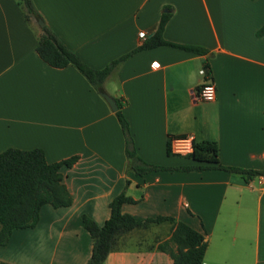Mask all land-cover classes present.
<instances>
[{
	"label": "crops",
	"instance_id": "obj_1",
	"mask_svg": "<svg viewBox=\"0 0 264 264\" xmlns=\"http://www.w3.org/2000/svg\"><path fill=\"white\" fill-rule=\"evenodd\" d=\"M33 1L58 38L95 70L142 46L147 38L140 33L148 37L171 14L164 38L206 53L140 51L104 84L126 103L138 155L167 168L192 165L172 155L169 143L194 135L217 143L223 165L264 170V0ZM40 28L18 0H0V154L42 149L48 163L78 157L61 170L74 203L45 205L35 228L15 230L0 246V263L87 264L94 244L81 216L103 226L110 203L125 193L138 203L124 204L123 213L169 216L204 234L203 264H264V177L246 184L223 171L138 176L116 112L74 66L56 69L41 59ZM205 67L216 85L213 102L198 98ZM171 229L163 223L131 232L104 264H174L157 249Z\"/></svg>",
	"mask_w": 264,
	"mask_h": 264
},
{
	"label": "trees",
	"instance_id": "obj_2",
	"mask_svg": "<svg viewBox=\"0 0 264 264\" xmlns=\"http://www.w3.org/2000/svg\"><path fill=\"white\" fill-rule=\"evenodd\" d=\"M29 23L42 20L37 52L41 59L56 69L74 66L99 92H104V84L116 67L134 54L158 47H173L196 54H205L206 50L168 41L164 30L171 14H163L158 25L152 29L144 44L124 57L112 62L102 70H95L85 64L81 58L70 50L45 23L33 0H18ZM264 35V28L259 31ZM209 71V69H208ZM210 73V72H209ZM116 116L126 140V155L131 169L144 176L162 171H223L238 174L243 182L249 184L254 179L264 177V170L257 171L223 165L220 161L219 148L216 142L203 141L195 143L194 153L188 157L194 164L167 168L149 164L137 153L128 120L123 114L126 103L117 98ZM170 152V149H169ZM78 157H72L57 163H48L42 149L23 151L8 149L0 154V246H6L15 230L35 228L40 221V212L45 205L56 209L70 207L74 198L64 183L61 172L63 167H72ZM129 184V182L127 183ZM126 203L137 204L138 201L125 193L117 196L109 205L111 216L103 226L86 214L81 216L82 223L93 239V252L87 264H104L108 256L120 249L121 240L135 230H146L153 225L170 223V239L159 242L157 249L172 256L174 264H203L208 242L205 235L189 225L169 216H159L145 220L122 212ZM7 264V263H0Z\"/></svg>",
	"mask_w": 264,
	"mask_h": 264
},
{
	"label": "built area",
	"instance_id": "obj_3",
	"mask_svg": "<svg viewBox=\"0 0 264 264\" xmlns=\"http://www.w3.org/2000/svg\"><path fill=\"white\" fill-rule=\"evenodd\" d=\"M140 38L146 39L145 32L140 33ZM157 65V64H156ZM204 79L198 93V98L204 102H213L216 100V85L212 79L211 74L205 67L200 71ZM196 138L194 135L173 137L169 143L170 153L174 156L188 158L194 153Z\"/></svg>",
	"mask_w": 264,
	"mask_h": 264
},
{
	"label": "water",
	"instance_id": "obj_4",
	"mask_svg": "<svg viewBox=\"0 0 264 264\" xmlns=\"http://www.w3.org/2000/svg\"><path fill=\"white\" fill-rule=\"evenodd\" d=\"M38 25L40 27H44V22L42 20H40V21H38ZM101 95L107 101V103L109 104L111 110L116 112L118 110V106H117L116 100L112 96H110L108 93H106V92H103Z\"/></svg>",
	"mask_w": 264,
	"mask_h": 264
},
{
	"label": "rangeland",
	"instance_id": "obj_5",
	"mask_svg": "<svg viewBox=\"0 0 264 264\" xmlns=\"http://www.w3.org/2000/svg\"><path fill=\"white\" fill-rule=\"evenodd\" d=\"M35 25V24H34Z\"/></svg>",
	"mask_w": 264,
	"mask_h": 264
}]
</instances>
